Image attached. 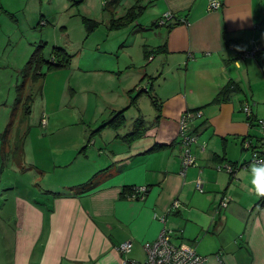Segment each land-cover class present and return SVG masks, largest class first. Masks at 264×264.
<instances>
[{
	"label": "crops",
	"instance_id": "obj_1",
	"mask_svg": "<svg viewBox=\"0 0 264 264\" xmlns=\"http://www.w3.org/2000/svg\"><path fill=\"white\" fill-rule=\"evenodd\" d=\"M212 1L219 2L220 8L210 9ZM79 2L91 29L99 28L98 21L108 22L111 28L113 21L124 20L131 9L134 13L129 23L124 21L127 29L119 32L121 37L159 27L152 43L143 47V54L152 55V64L158 63L140 73L142 84L131 83V78L129 85L123 82L111 87L122 93L120 107L126 101V108L119 110L114 103L105 102L98 115L91 93L103 90L96 85L73 86L71 90L79 95L73 114L65 119L50 114L46 126L40 123L45 132H64L89 143L84 153L82 143L54 152L56 168L78 159L86 161L78 168L81 180L40 189L36 199L34 184L24 186L16 178L11 181L0 176L4 189L0 264H121L124 258L144 262V244L158 238L164 228L160 218L175 201L182 208L169 213L166 223L175 245L208 257L206 264H264V205L259 204L262 197L249 194L253 149L260 146L261 134L243 111L247 104L253 121L264 118V0H0V46L7 41L8 47L13 40L22 43L27 34L33 37L34 22H51L59 10ZM167 13L175 18L159 26ZM19 26L23 30L18 31ZM109 48L106 44L102 53L112 54ZM33 50L28 47V58ZM97 58L103 62L105 57ZM114 61L112 56L111 63ZM8 68L13 72L20 69L18 64ZM78 75L81 81L94 75L105 77L101 67L80 68ZM32 83L34 79L31 92ZM231 83L240 92L216 102ZM139 85L160 100V114L147 92L133 93ZM75 92L88 93L89 98L80 100V93ZM28 100L25 95L19 99L21 123L32 113ZM196 109L203 114L195 126H200L196 133L205 147L200 152V146L193 149L195 165L182 174L180 120L185 111ZM121 112L126 120L121 129L108 127L93 135ZM74 117L78 119L71 120ZM138 121L144 123L145 134L126 144L122 138L134 132ZM7 123L0 109L1 174L6 170V156H11L21 172H34L33 122L27 120L26 135L17 131L13 141H8L12 127L4 140ZM195 129H188L187 135ZM245 142L252 147L246 149ZM159 145L167 147L157 150ZM22 149L23 160H17ZM65 153L70 159L66 164ZM27 162L29 167H23ZM227 165L236 168L233 174L219 170ZM198 181L203 192L196 189ZM139 185L149 191L143 199H132L125 190ZM224 198L226 208L220 205ZM127 241L132 242L131 252L120 255L116 248Z\"/></svg>",
	"mask_w": 264,
	"mask_h": 264
},
{
	"label": "rangeland",
	"instance_id": "obj_2",
	"mask_svg": "<svg viewBox=\"0 0 264 264\" xmlns=\"http://www.w3.org/2000/svg\"><path fill=\"white\" fill-rule=\"evenodd\" d=\"M81 4V2L74 3L70 9L59 10L55 19L51 22H47L46 20H42L39 24L38 21L34 22L33 37L27 34L26 37L22 39V43L13 40L8 47H6L7 41L3 42L0 46V109L4 110L8 122V130L4 133L6 136L4 140L6 141L11 127L13 128V134H11L10 138L8 136V141L14 140L17 131L21 133L22 137L26 135L27 120L29 123L30 121L33 122L30 124L34 126V134H31L34 149V172L30 173L27 170L21 172L17 168L14 160L11 159V156H6L7 166L4 167L6 170L3 174L0 172V176H2L3 179L11 181L16 178V181L24 186L30 187L34 184V198L36 199L40 197V195H38L40 189L46 191L51 187L59 186L63 183H74L81 180L78 168L86 161H84V159H78L76 163L68 166L66 163L70 161V159L65 153V156H62V159L67 166L62 169L56 168V166L54 167V163L56 162L57 157L54 155V152L58 150V148L67 150L68 145L77 146L82 143L81 149L87 146V144L85 145L84 138L82 140L75 136L70 138L69 135L64 132H56L55 134L45 132L44 130H41L40 123L42 122V126H46L50 114L62 119L73 114L74 103L79 104V95L74 94L71 90L73 86L84 87L85 84L90 86L96 85L99 89L103 90L102 92L91 93L93 105H96V110L99 111L98 115L101 114L100 111L105 102H110V104L114 103V105L119 106V110L126 108V101H124V105L120 107L122 105V98L119 97V93H122L115 89H111V87L124 83L129 85L127 84V80H130L131 78H133V82L131 83H136L135 85L141 83L143 75L140 77V73L144 72L146 67L148 68L152 64V60H150L152 55L143 54V47L149 41L152 43L153 38L155 37V31L158 32L160 30V28L157 27L154 31L142 32L126 38L125 36L121 37L119 32L127 29V27L122 26L119 28H113L111 26L110 28L108 22L102 21H98L100 26L98 29L96 28L97 30L95 28H92V30L89 27L91 23H87L86 20L83 19L84 14L79 10ZM106 9L107 8H104L105 11ZM129 29L130 31L133 30L132 28ZM17 30L21 31L23 28L19 26ZM91 31L95 32L90 36ZM109 34L110 37L108 38ZM93 36H96L97 38L93 41H88L89 37ZM42 43H48L44 50V55L50 60V51L53 47H59L65 51L67 50L68 52H66L72 56L71 66L69 68L54 69L51 71L44 69L45 66L41 71L44 76L41 77L36 74L35 77L37 76L36 78H38L36 80L34 79L35 72L33 69L29 72V77L25 78L24 75H26L27 72L26 66L29 59L36 50V47ZM106 44L110 45L109 49L110 51H113L112 54L102 53V48L105 47ZM28 47L29 49H31V47L34 49L29 58L28 54H26ZM116 51L120 52V54L115 53ZM100 55L105 57L103 62H100L97 58V56ZM112 56L115 59L113 63H111ZM154 56L158 57V54ZM157 63L158 61L153 63L151 68L155 67ZM11 64H18L20 69L13 72L8 68ZM98 67L102 68V73L105 77L94 75L86 81L80 80L78 75L80 68L86 71L91 68L98 69ZM120 78L122 79L120 80ZM33 79V91L31 92L30 85ZM17 86L19 87L16 88ZM143 88H145L143 85H139L133 93L137 94L138 90ZM19 95L20 97H18ZM24 95L29 99L27 106H30V111H32V113L31 115L30 113L25 115L24 118L27 117L26 122L21 123L19 122L21 113L18 108L19 105H21L19 99ZM82 96L85 99L89 98L88 93H80V100ZM69 99H72L71 103L69 102ZM15 105L17 106L16 111L14 110ZM89 110L90 109L88 108V111ZM144 112L147 113L146 108H144ZM108 115L109 114L105 113L106 117H108ZM12 118L14 120L17 119L16 122H11ZM77 119V117H74L71 120ZM130 131L131 130H129V132ZM191 136L196 140V142H193L189 147L190 155L194 157L193 149L196 146H200V152L201 148L205 147V143L204 140L199 142L200 138L196 132H191ZM23 153L24 151L22 149V154H17L16 159L19 160L21 157L22 161ZM28 157L31 156L29 155ZM75 157L78 158V156ZM185 157L186 153L183 152L180 157L182 172L184 171L183 165ZM9 163L11 164L10 167L8 166ZM23 167L28 168V162ZM23 167L21 168L23 169ZM3 190V188H0V199ZM2 203L3 202H0L1 205Z\"/></svg>",
	"mask_w": 264,
	"mask_h": 264
},
{
	"label": "built area",
	"instance_id": "obj_3",
	"mask_svg": "<svg viewBox=\"0 0 264 264\" xmlns=\"http://www.w3.org/2000/svg\"><path fill=\"white\" fill-rule=\"evenodd\" d=\"M220 6L221 4L219 2L212 1L210 4V9H219ZM174 18V15L171 13L165 14L159 21V26L168 25V22L173 20ZM239 55H245L246 57L249 56L248 54ZM243 111L246 114L248 120H253V113L250 106H248L247 104L244 105ZM197 117H200V114H198ZM254 121L261 134V144L259 147L253 149V163L264 164V118H258ZM191 126L192 124L188 122L187 118H184L181 122L182 146L184 148L183 152L186 153L183 165L184 171L182 172V174H185L188 168L195 165V158L190 155L189 147L193 142H196V140L193 136H191V134L187 135L186 132ZM244 146L246 147V149L252 147L250 142H245ZM222 169H224L228 174H233L236 170V168H234L232 165H227L224 168H219V170ZM196 189L200 192L204 191L201 181H198L196 183ZM147 192L148 188L146 186L135 187L132 190L133 194L131 198L137 200L143 199ZM220 205L222 208H226L228 205L227 200L224 198ZM181 208V203L179 201H175L167 214L163 215L160 218V222L164 225V228L156 240L144 244V250L146 252V260L144 262L124 258L121 260V264H206L208 261V257L198 254L194 249H187L182 246H177L172 242V232L166 228V223L168 220L167 216L169 213L180 210ZM131 248L132 242L127 241L119 245L118 248H116V251L120 255H125L131 252Z\"/></svg>",
	"mask_w": 264,
	"mask_h": 264
},
{
	"label": "trees",
	"instance_id": "obj_4",
	"mask_svg": "<svg viewBox=\"0 0 264 264\" xmlns=\"http://www.w3.org/2000/svg\"><path fill=\"white\" fill-rule=\"evenodd\" d=\"M134 13V9H131L128 12V15L126 16V18H124V20L122 21H118V22H114L112 23V27H122L124 25H126L127 23H125L124 21H129L130 17L133 15ZM136 13V12H135ZM118 23V24H116ZM125 23V24H124ZM129 23V22H128ZM159 25V22L157 23ZM47 44H42L40 46H37L36 50L34 51V53L32 54V56L29 59V62L26 66V75L25 78L29 77V72L32 71L34 69V79H38L35 77V75H39V76H44V74L41 73L42 69H46V70H58V69H63V68H69L71 66L72 63V56L70 54H68L64 49H60V48H53L52 54H51V60L47 59L45 57V53L44 50L46 49ZM24 73V70H23ZM19 87V86H17ZM147 92V94L149 95V98L151 99V102L153 103L154 107L156 108V111L160 114V105L161 102L160 100L155 97L154 94H152L150 91L148 92V88H143V89H139L138 92ZM240 92V87L235 85L234 83L228 84L224 90L222 92H220V94L218 95V97L215 99L216 102L220 101L221 99H227L230 97V95L234 94V93H238ZM246 105V104H245ZM244 107V106H243ZM30 108H28V112H29ZM200 114V117H197V115ZM203 117V114L201 113L200 110H187L184 112V114L181 117L180 123L183 121L184 118H187L188 122L192 124V126L189 128L192 129L193 126L195 129V132H197L200 129V126H195V123L200 121ZM125 117L123 115V112L119 113L116 117H114L109 123L105 124L103 127H101V129H97L94 132V136L99 133L102 129L105 128H110V129H114L116 131H118L119 129H121L124 125H125ZM250 123L256 125L254 123L253 120H249ZM143 122L142 121H138L135 124V129L134 132L132 134L126 135L125 137H123V141L126 144H131L133 142H135L138 138H140L141 136H143L146 132L143 126ZM43 125V123H42ZM191 131V130H190ZM140 135V136H139ZM182 136V135H181ZM181 144H182V137H181ZM88 145L82 150V153L85 152V150L87 149ZM167 146L164 145H159V147H156V149H164ZM140 186V185H139ZM139 186H133L130 187L128 189H126L125 191L128 193H130V197L132 196V190L135 187H139ZM147 187V186H146ZM148 188V187H147ZM149 191V190H148ZM148 193V192H147ZM146 196V195H145ZM144 196V197H145ZM137 200V199H135ZM262 206L264 205V197H262V199L260 200V203Z\"/></svg>",
	"mask_w": 264,
	"mask_h": 264
},
{
	"label": "clouds",
	"instance_id": "obj_5",
	"mask_svg": "<svg viewBox=\"0 0 264 264\" xmlns=\"http://www.w3.org/2000/svg\"><path fill=\"white\" fill-rule=\"evenodd\" d=\"M250 188L249 194L264 197V164L253 163L250 165Z\"/></svg>",
	"mask_w": 264,
	"mask_h": 264
}]
</instances>
